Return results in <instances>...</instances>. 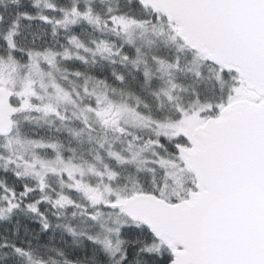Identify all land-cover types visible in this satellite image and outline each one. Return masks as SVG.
Segmentation results:
<instances>
[{
  "label": "snow or ice",
  "instance_id": "obj_1",
  "mask_svg": "<svg viewBox=\"0 0 264 264\" xmlns=\"http://www.w3.org/2000/svg\"><path fill=\"white\" fill-rule=\"evenodd\" d=\"M0 264H264V0H0Z\"/></svg>",
  "mask_w": 264,
  "mask_h": 264
}]
</instances>
